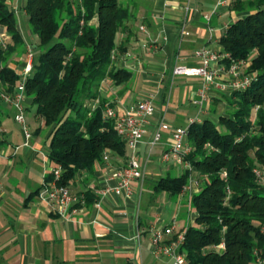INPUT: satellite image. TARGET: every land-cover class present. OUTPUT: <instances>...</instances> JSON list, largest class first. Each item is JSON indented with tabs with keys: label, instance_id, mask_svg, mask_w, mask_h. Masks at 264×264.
<instances>
[{
	"label": "trees",
	"instance_id": "1",
	"mask_svg": "<svg viewBox=\"0 0 264 264\" xmlns=\"http://www.w3.org/2000/svg\"><path fill=\"white\" fill-rule=\"evenodd\" d=\"M229 9L242 16L228 25L219 44L232 59H249L246 71L254 78L227 96L230 113L217 115V123L208 117L189 123L191 168L159 177L154 185L175 197L192 175L198 184L186 203L196 213L194 222L171 236L184 231L180 251L188 264H254L258 254L264 256V185L254 173L264 170V0H231ZM23 10L39 50L25 95L42 126L50 128L48 159L63 169L57 183L68 185L106 151L124 154L114 121L103 117L104 100L94 107L90 101L99 97L103 79L130 78L126 69L112 67V57L115 36L131 15L121 0H25ZM0 30L6 34L0 93L11 94L19 75L9 63L14 55L23 57L26 46L7 0H0ZM52 178L50 173L46 180ZM83 199L90 203L94 197L85 192ZM220 242L224 247L218 250Z\"/></svg>",
	"mask_w": 264,
	"mask_h": 264
},
{
	"label": "crops",
	"instance_id": "2",
	"mask_svg": "<svg viewBox=\"0 0 264 264\" xmlns=\"http://www.w3.org/2000/svg\"><path fill=\"white\" fill-rule=\"evenodd\" d=\"M18 1L7 2L14 15ZM124 1L131 17L126 29L115 36L112 67L126 69L130 78L121 83L103 79L99 97L90 105L104 100V110L112 107L123 114L151 95L155 111L145 123L148 134L134 148L125 144L123 155L108 151V160L101 159L90 171L76 174L68 183L72 194L83 198L89 192L94 200L75 203L73 210L61 216L38 196L54 166L48 159L50 128L42 126L31 98L25 97L31 132L26 138L14 121V108L0 101V264H171L168 256L154 255L151 230L174 222L177 232L194 222L196 213L186 204L198 191L194 175L175 197L154 188L159 177L171 176V172L179 175L184 169L160 162L170 143L169 131L152 148L147 140L158 120L187 127L191 120L211 118V103L227 98L215 91L195 102L200 78L174 75L172 69L175 65H198L194 55L198 48L221 49L220 37L242 14L229 9L231 0L224 5H217V0ZM16 26L28 46L20 24L16 22ZM182 28L188 34H182ZM23 57L9 63L17 72ZM131 157L143 165V176L134 186L135 197L113 192L100 197L98 191L117 185L116 174ZM173 197L176 201L172 203ZM97 201L99 207L94 206Z\"/></svg>",
	"mask_w": 264,
	"mask_h": 264
},
{
	"label": "built area",
	"instance_id": "3",
	"mask_svg": "<svg viewBox=\"0 0 264 264\" xmlns=\"http://www.w3.org/2000/svg\"><path fill=\"white\" fill-rule=\"evenodd\" d=\"M228 0H217V5L227 4ZM182 34H188L185 28L181 29ZM6 34L0 30V44H4ZM194 55L199 59V64L195 66L175 65L172 69L174 75L194 76L200 78L201 86L195 94L194 101H202L210 96L213 92L219 91L227 96L234 90H244L250 85L254 78L253 72L246 71L249 65V59L234 60L222 49H210L201 47L194 51ZM34 62V53L30 45L26 46L23 57V66L18 71L19 80L14 86L11 94L0 93V98L9 103L14 108V121L21 125L23 134L28 138L31 134L25 117L24 99L25 81L32 69ZM152 96L140 99L132 104L123 114H117L114 108L106 107L103 117L112 119L117 135L131 148H134L139 142L145 139L148 134L146 120L153 117L155 107ZM194 120H191L193 122ZM187 127L172 126L169 122L161 119L154 126L147 144L149 148L160 143L163 133L169 131L170 143L163 150L160 156V162L171 163L182 166L184 169L191 168L186 160V156L190 152L187 143ZM2 129L0 128V133ZM108 151L103 154V159L108 160ZM1 155V154H0ZM63 169L60 166H53L50 170L53 178L46 181L39 189L38 196L47 202L52 210L59 215L66 214L75 203H83L82 197L72 194L68 185H59L57 180L60 178ZM257 181L264 185V170L254 168ZM225 175V173H223ZM117 185L114 188H105L98 191L102 197L108 192L117 195H123L126 198H134V186L143 176V165L136 157L127 160L124 166L116 174ZM197 184V182H196ZM95 207L100 206V202L94 203ZM175 229V223L171 222L167 226L157 227L151 230L150 241L154 246L155 256H168L171 264H188L183 252L180 251V245L184 238V231H179L175 239L171 236ZM264 231V228H263ZM224 243L220 242L216 249H223ZM254 264H264V256L258 254Z\"/></svg>",
	"mask_w": 264,
	"mask_h": 264
},
{
	"label": "rangeland",
	"instance_id": "4",
	"mask_svg": "<svg viewBox=\"0 0 264 264\" xmlns=\"http://www.w3.org/2000/svg\"><path fill=\"white\" fill-rule=\"evenodd\" d=\"M123 3H125L124 0H121ZM8 2V0H7ZM22 0L18 1L17 3V7H16V13H15V19L16 22L20 24L21 26V31L23 33V36L25 38L26 41H28V45H30L33 48V45L36 44L37 42V37L35 35H33L28 27V24L25 23V15L23 13V8H22ZM26 48V47H25ZM38 49L37 48H33V53L34 55L38 53ZM15 58L16 60H19V58H21V56L16 57L15 55L12 57ZM231 110V107L228 105L227 100L224 98L222 100L220 99H215L214 102L211 103L210 108L208 110V114L212 113V117L210 119H212L214 122L217 123V115L219 114H229ZM25 117H26V113H25ZM209 118V117H208ZM174 174V172H171V176ZM176 201V198H172V203ZM186 210V208H185ZM184 210V213H185ZM186 215L182 214V217L184 218ZM168 221L170 219V217L167 218Z\"/></svg>",
	"mask_w": 264,
	"mask_h": 264
}]
</instances>
